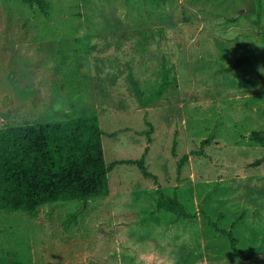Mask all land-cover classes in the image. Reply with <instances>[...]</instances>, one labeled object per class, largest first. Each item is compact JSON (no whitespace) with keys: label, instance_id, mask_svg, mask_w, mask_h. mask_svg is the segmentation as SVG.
<instances>
[{"label":"rangeland","instance_id":"374dc122","mask_svg":"<svg viewBox=\"0 0 264 264\" xmlns=\"http://www.w3.org/2000/svg\"><path fill=\"white\" fill-rule=\"evenodd\" d=\"M44 1L48 16L0 0V127L97 114L107 164L140 159L149 135L157 185L198 215L158 210L154 181L116 165L108 196L0 211V264H244L203 212L264 264V145L249 138L264 131V0ZM228 28L256 71L211 62Z\"/></svg>","mask_w":264,"mask_h":264},{"label":"trees","instance_id":"16d2710c","mask_svg":"<svg viewBox=\"0 0 264 264\" xmlns=\"http://www.w3.org/2000/svg\"><path fill=\"white\" fill-rule=\"evenodd\" d=\"M22 1L30 8L49 15V7L44 0ZM243 65L256 71L250 58L241 57L222 72L233 71ZM128 78L135 93L140 99L143 98L131 73ZM261 79L264 80V76ZM169 83L165 74L161 85L149 98L161 96ZM142 101L144 106L149 102ZM146 124L151 126L147 121ZM102 135L97 114L0 127V211L7 214L22 212L27 216L37 217L39 207L49 203L73 200L84 203L92 198L108 196L109 173L114 166L122 164L136 165L144 178L152 179L157 185V176L148 170L144 161L151 142L149 135L140 159H116L110 164L105 161ZM249 138L264 145V131H253ZM205 143L207 139L202 141V144ZM195 153V150H191L178 159L177 177L190 155ZM156 193L158 210L174 213L178 218H194L198 215V212L186 210L176 192L171 196L167 195L157 185ZM202 214L216 231L228 236L232 252L247 264L249 257L237 247L238 239L232 230L234 225L230 230L220 229L205 212ZM10 264L22 263L13 261Z\"/></svg>","mask_w":264,"mask_h":264},{"label":"crops","instance_id":"0c3cea01","mask_svg":"<svg viewBox=\"0 0 264 264\" xmlns=\"http://www.w3.org/2000/svg\"><path fill=\"white\" fill-rule=\"evenodd\" d=\"M230 23H233L234 21L233 20H231V21H229ZM226 23H227V21H226ZM259 28V27H258ZM231 29V28H230ZM229 28H228V30H227V32H228V36H225V35H223L222 37H221V40L222 41H218L219 39V37H218V34H219V32H214L213 34H215V36H217V39L215 40V39H213V45H217L218 47H220V49L221 48H223L224 50H223V52L221 53V55L220 56H215V55H212V54H210L209 55V57L211 56L212 57V59H213V61H211V62H214L215 60L218 62V63H220L219 62V60L220 61H225V60H228L229 62H231L230 64H224V65H232L234 62H235V60L236 59H238V58H241V57H248V58H250V54L251 53H254V47H250L247 51H248V53H245L243 56H241V57H238V58H236L235 56H234V52L235 51H233V47H234V44H230L229 42H228V40L229 39H231V38H233V36L230 34V30ZM216 30V29H215ZM261 31H260V29H258V33H260ZM225 33V29L222 31V34H224ZM235 39V38H234ZM233 39V40H234ZM233 40H231V41H233ZM227 47V48H226ZM253 51V52H252ZM236 58V59H235ZM218 59V60H217ZM251 59V58H250ZM252 60V59H251ZM253 61V60H252ZM243 66H246V65H243ZM243 66H241L240 68H243ZM248 67V66H247ZM240 68H238V69H236V70H233V71H229V72H227V73H233L234 75H236V73L238 72V70L240 69ZM249 68V67H248ZM223 73H226V72H223ZM251 91V89H249L247 92H245V96H243L242 95V97H249V96H255L256 94H257V92H260L259 94H263L262 93V91L261 90H259V91H254V92H251V93H249ZM261 130H264V128H262ZM156 188H157V185H156ZM110 191H111V188H110Z\"/></svg>","mask_w":264,"mask_h":264},{"label":"water","instance_id":"95a60500","mask_svg":"<svg viewBox=\"0 0 264 264\" xmlns=\"http://www.w3.org/2000/svg\"><path fill=\"white\" fill-rule=\"evenodd\" d=\"M86 202H84L83 204L85 205Z\"/></svg>","mask_w":264,"mask_h":264}]
</instances>
